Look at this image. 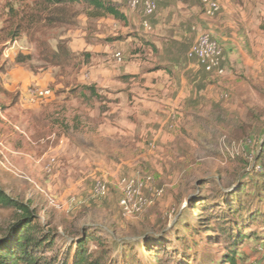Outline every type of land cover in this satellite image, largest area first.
<instances>
[{"label":"rangeland","instance_id":"1","mask_svg":"<svg viewBox=\"0 0 264 264\" xmlns=\"http://www.w3.org/2000/svg\"><path fill=\"white\" fill-rule=\"evenodd\" d=\"M125 1L128 4L129 0ZM223 2L228 12L219 20L220 27L234 46L235 56L225 66L227 57L222 47L225 73L209 74L212 117L204 121L207 126L204 131L199 120L181 126L169 150H158L151 144L152 150L147 149L145 156L155 159L154 163L136 159L122 164L113 176L108 174L109 169L96 165L95 177L83 181V190L74 181L69 185L57 172L64 167L66 157L79 160L84 140L90 141L96 162H106L114 156L117 164H120L119 148L127 140L104 139L90 133L92 124L97 128L101 120L90 116L89 103H81L72 92L64 94L62 88L36 105L19 101L18 90L8 92L10 99L0 101V188L10 197L28 202L35 210L40 224L38 234L54 235V242L42 252L44 264H61L66 243L78 236L82 227L95 236L89 242L91 251H99L101 245L109 249L106 264H157L158 261L173 264L172 261L178 260L182 264H221L220 257L229 240L221 232L202 231L199 217L217 216L223 227H229L227 217L235 214L217 206L222 203L220 200L207 203L198 211V200L210 198L220 189L232 192L234 178L253 161L258 144L264 139V3L258 10L253 0ZM218 14L206 20L211 28L205 25L203 29L214 33ZM256 20H261L260 28ZM112 21L105 19L98 24L87 16L82 3L0 0V73L8 68L12 56L16 64L35 73L39 69H52L55 85L89 81L87 68L91 59L84 51L78 55L72 53L69 47L78 38L88 44L96 43L94 32H105L112 25H116L113 31L118 35L124 25ZM58 46L70 51V59L61 56L57 66L44 62L43 57L61 52ZM63 97H68L66 103L60 102ZM98 108L103 112L108 109L102 103ZM85 115V119L79 118ZM138 152L135 150L133 156ZM135 175L146 182L144 193H150L152 188H162L163 192L142 213L125 216L118 205L122 193L120 181ZM96 180L106 183L104 196L93 194ZM11 214L10 208H0V226L6 224ZM191 227L198 228L200 233ZM251 230L258 237L244 241L240 251L251 256L240 264L257 259L258 239L264 237V216L250 224L247 231ZM209 237H217L216 242L209 241ZM155 245H159L161 253L148 249Z\"/></svg>","mask_w":264,"mask_h":264},{"label":"crops","instance_id":"2","mask_svg":"<svg viewBox=\"0 0 264 264\" xmlns=\"http://www.w3.org/2000/svg\"><path fill=\"white\" fill-rule=\"evenodd\" d=\"M110 1L126 16V21L106 16L96 18V22L100 24L105 19L113 20L116 24L122 22L124 27L121 33H114L113 28L116 25H112L105 32H94L96 43L88 44L78 38L69 47L72 53L78 55L79 51H84L85 56L91 59L90 68H87L90 71L89 81L70 86L67 83L55 85L52 69H39L35 73L21 64H16L12 56L7 63L8 68L6 67L4 73H0V101L10 99V96L7 97L8 92L18 90L19 101L24 100L36 105L38 101L49 96L29 101L25 91L30 86L50 88L52 93L62 88L64 94L70 95L72 92L76 99L84 101L83 104L89 103L90 116L99 117L101 120L97 128L92 124L90 133L104 139L125 138L127 143L120 148L128 146L132 151H139L132 159H119L120 164L116 163L114 156L106 162H96L90 141L84 140L79 160L74 161L73 158L66 157L64 167L57 172L62 174L65 183L70 185V182L74 181L82 190L85 188L83 181L87 177H95L94 166L109 169L108 174L113 176L118 173L122 164L136 159L154 163L155 159L145 156L147 149L152 150L151 144L158 150H169L173 144L172 139L178 134L181 126L185 127L187 123L192 125L189 121L199 120L203 122L201 131H204L207 128L204 121L212 117L209 107V74L187 57L188 49L195 41L198 31L203 30L205 25L210 27L206 20L210 21L211 18L203 14L200 2L158 0L155 13L148 17L151 28L147 30L142 26L141 6L133 8L129 3L126 4L125 0ZM253 1L256 9L263 8L264 0ZM220 4L222 8L215 19L217 24L213 26L214 33L211 31L224 48L227 57L225 66H229L235 56V48L222 34V21L219 20L225 17L228 9L223 0ZM262 21L264 24V19ZM255 23L258 27L261 26V20H256ZM136 47L139 49L136 50ZM116 52L122 54L121 60L114 57ZM101 93L103 96L99 95ZM67 99L68 97H63L60 102L66 103ZM100 101L108 108L104 112L98 108ZM79 118L85 119L86 115ZM84 129L88 130V127ZM113 167L116 171H112ZM74 176L77 178L74 179Z\"/></svg>","mask_w":264,"mask_h":264},{"label":"trees","instance_id":"3","mask_svg":"<svg viewBox=\"0 0 264 264\" xmlns=\"http://www.w3.org/2000/svg\"><path fill=\"white\" fill-rule=\"evenodd\" d=\"M50 1L69 4L82 3L87 9V16L92 19L112 16L119 21H126V16L110 0ZM9 37L13 39L12 36ZM57 48L61 50V52L58 51L61 54L52 52L50 56L43 57L42 60L52 64V66H57L61 56L70 59L71 54L64 47L58 46ZM16 61L21 62V59H16ZM133 155L134 151L128 146L121 147L117 153L119 159H130L134 157ZM234 179L235 189L232 192H224L220 189L212 197L198 200V211L204 208L205 204L220 200L222 203L217 206L229 211V214H235L231 218L227 217L226 221L230 223L229 227H223V224L220 223V218L217 216L216 218L215 216L213 218L212 216L205 217L204 215L199 217L201 225L199 228L202 231L205 233L221 232L229 240V243L224 246L225 252L220 257V260H222L221 264H240L248 260L251 255L241 252L240 248L245 240L258 237L256 231L251 230L248 232L247 229L251 223L264 216V139L258 144L257 154L253 161L245 167L243 173L238 174ZM0 208H10L12 210V214L6 224L0 226V264H44L42 252L55 239L54 235L38 234L40 232V224L37 223L35 210L30 207L28 202L18 201L10 197L1 188ZM191 228L194 232L200 233L198 228ZM79 230V235L71 237L66 243L65 258L61 264H106L105 257L109 249L105 245H101L99 251H91L89 242L94 241L95 236L89 233L86 227H82ZM208 240L216 242L214 240H217V237H209ZM258 240L259 245L256 247L258 257L255 260H251L250 264L264 262V237ZM148 249L155 253L162 252L159 245L149 246ZM110 260L114 261L115 259L111 258ZM172 262H174L173 264H182L180 260ZM157 264H167V262L158 261Z\"/></svg>","mask_w":264,"mask_h":264},{"label":"built area","instance_id":"4","mask_svg":"<svg viewBox=\"0 0 264 264\" xmlns=\"http://www.w3.org/2000/svg\"><path fill=\"white\" fill-rule=\"evenodd\" d=\"M202 6L203 14L212 18L221 10L220 0H198ZM129 5L133 8L141 6L143 9L142 26L149 30L151 25L148 17L153 15L157 9L158 0H129ZM114 57L117 60L122 59V54L116 52ZM187 57L197 65H199L208 74L222 76L225 73L224 67V51L222 46L208 30L198 31L195 41L191 44L187 52ZM52 90L50 88L29 87L25 91L27 99L31 102L50 96ZM258 168V167H257ZM145 181L140 175L131 178H122L120 181L121 196L118 205L125 216H135L142 213L145 209L151 207L155 200L161 196L163 190L151 189L150 193H144ZM93 194L104 196L107 194V185L104 181H95Z\"/></svg>","mask_w":264,"mask_h":264}]
</instances>
